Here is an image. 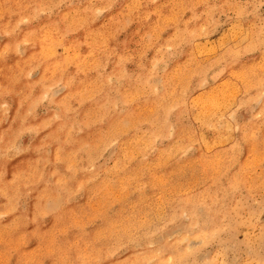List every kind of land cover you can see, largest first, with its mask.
<instances>
[{"label": "rangeland", "instance_id": "rangeland-1", "mask_svg": "<svg viewBox=\"0 0 264 264\" xmlns=\"http://www.w3.org/2000/svg\"><path fill=\"white\" fill-rule=\"evenodd\" d=\"M0 264H264V0H0Z\"/></svg>", "mask_w": 264, "mask_h": 264}]
</instances>
